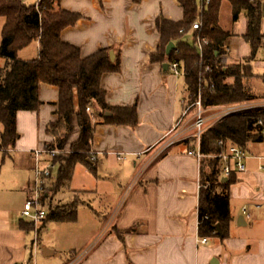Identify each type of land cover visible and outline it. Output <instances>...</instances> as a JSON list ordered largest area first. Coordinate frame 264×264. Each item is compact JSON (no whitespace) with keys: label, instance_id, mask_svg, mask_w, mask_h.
Masks as SVG:
<instances>
[{"label":"crops","instance_id":"crops-1","mask_svg":"<svg viewBox=\"0 0 264 264\" xmlns=\"http://www.w3.org/2000/svg\"><path fill=\"white\" fill-rule=\"evenodd\" d=\"M24 2L30 5L27 0ZM61 9L79 16L74 25L62 31L61 39L79 48L83 59L105 49L113 59L120 57V71L104 74L100 87L109 106H136L137 122L115 125L105 123L100 117L94 119L93 168L89 159L87 165L79 164L75 168V171L79 166L89 169L94 174L93 184L87 190L73 188L74 171L66 189L70 192L60 195L66 201L76 192L102 199L114 197L113 207L104 210L109 215L100 236V231L94 232L93 228L88 236L75 234L69 246L59 253L53 243L56 240L45 241V230L54 222L36 227L21 216L34 177L37 162L34 152L48 148L54 141L46 130L58 121L59 89L47 84L40 86L42 105L37 111L18 113L16 146L11 152H0L3 164L10 158L16 169L26 175L19 187L25 197L22 209L11 202L9 194L7 200H2L0 195V264H40L39 259L46 264H68L83 250L87 251L79 264H264V239L253 238L250 233L253 226L252 230H247L251 217L246 208L252 202H264V169H260L261 165L264 167V159H261L264 158V142L248 145L247 171L233 174L227 238H206V244L199 235L201 163L188 155L195 149V140L177 142L163 150L168 136L179 134L183 138L195 132L196 109L174 130L186 106L191 104L185 77L176 76L170 68L164 69L165 64H170L168 59L151 60L162 43L158 20L179 23L184 18L179 0H62ZM241 20L246 24L245 32H231L228 40L239 60L233 66L242 63L249 66L263 90L256 88V91L264 95V55L260 50L254 60L243 56V49L250 54L251 50L243 38L247 32L245 16L233 25ZM263 25L264 19V35ZM194 33V30L187 33L184 41L192 44ZM34 43L39 54V42ZM171 43L176 45V42ZM25 50L18 52L19 59L33 60L26 57ZM250 88L255 94L251 83ZM258 94L255 95L262 99ZM227 109V106L207 108L206 129L221 121ZM73 122L74 131L66 150L80 137L77 118ZM47 160L45 156L39 159L41 165ZM60 169L61 165L51 181L56 180ZM221 177L223 183L229 179L223 173ZM10 193L15 194L13 190ZM234 201L247 209V215L243 211L245 217H236L232 208ZM91 210L97 215L101 213L93 207ZM120 232L126 233L123 240ZM76 245L82 247L78 250ZM57 256L60 260L54 263Z\"/></svg>","mask_w":264,"mask_h":264},{"label":"trees","instance_id":"trees-1","mask_svg":"<svg viewBox=\"0 0 264 264\" xmlns=\"http://www.w3.org/2000/svg\"><path fill=\"white\" fill-rule=\"evenodd\" d=\"M229 2L232 22L242 15L247 20V32L243 36L250 47V59L254 60L261 50L264 35L262 21L264 0H210L201 9L195 0H179L184 18L173 23L160 18L157 22L162 43L152 56V62L177 61L185 72L190 102L201 99L204 108L230 106L259 99L250 88L253 78L249 66L237 65L221 68L215 65L217 54L232 36L220 25V11ZM62 0H39L28 5L24 0H0V19L5 23L2 30L0 56L6 60L0 67V149H13L19 139L17 115L19 112L37 111L42 105L40 86L47 84L59 89L58 121L47 128L54 137L49 149L64 150L74 131V118L80 129L79 139L71 145V154L56 156L53 162L61 169L50 191L57 194L69 189L75 168L79 164L94 163L89 156L94 137V119L100 117L109 124L137 122L136 106L111 107L106 103L105 92L100 83L104 74L120 71V57L112 58L105 49L83 59L80 49L61 39L64 29L72 26L79 16L61 9ZM199 21L201 30L195 31L193 43L184 37ZM183 31V33H181ZM206 37L209 44L204 50L206 64L201 65L196 49V38ZM39 42V54L33 60H21L18 52ZM176 42L169 56L167 46ZM214 86V87H212ZM91 107L92 113L87 112ZM109 114V115H108ZM264 142V107H256L231 114L206 129L200 139L201 160L199 235L201 238L218 237L225 240L231 222L230 186L235 182L233 174L222 182L223 163L214 158L226 151L228 146L247 150L249 144ZM90 165V164H89ZM77 203L68 208L49 207L45 222H74L77 220ZM44 222V223H45ZM126 233H119L124 239Z\"/></svg>","mask_w":264,"mask_h":264},{"label":"rangeland","instance_id":"rangeland-1","mask_svg":"<svg viewBox=\"0 0 264 264\" xmlns=\"http://www.w3.org/2000/svg\"><path fill=\"white\" fill-rule=\"evenodd\" d=\"M38 0H27V3L30 5L35 4ZM5 20L0 19V44L2 40V30L4 26ZM220 25L225 31L234 32L241 34L245 32L246 30V24L243 20H241V23L238 25H233L232 22V10H231V5L229 2H224L221 7L220 11ZM263 30H264V25H263ZM190 42L191 40L188 39ZM35 43H32L29 47L26 48L25 50V55L26 57H31L30 59H36L38 56L37 52L35 51ZM243 56L245 58H249L251 54L246 50L243 49ZM35 57V58H32ZM242 65H245L242 63ZM5 66V61L0 57V67ZM249 83L252 84L255 90V94H258L259 91H256V88H261L259 85V82L256 81V79L251 78ZM261 92L263 91L262 88L260 89ZM260 97H264V95L258 94ZM262 99H259L257 101L253 102H247V103H242V104H237V105H230L227 107H235V108H241V107H249V106H261L264 105V101ZM0 195L2 200H7L8 194L11 196V202H15V206L17 208H23L24 202H25V197L24 195L19 191L20 186L22 184V181L25 178V174L18 169H16L15 164L10 158H7L5 163H2V158H0ZM56 175V173H54ZM94 181V174L90 172L89 169L79 166L74 175V183H73V188L75 189H81V190H87L90 189V185L93 184ZM53 181H48L47 183V191H48V196L50 198L49 205L52 207H60V208H68L70 205L74 203H82L79 205L78 208V219L77 221H74L72 223H59V222H54L50 223L52 224L47 227L45 230V241L46 243H52L54 240L55 242V248L58 250V252L64 251V249L69 246V241H71V237L73 235H89L91 229L93 228V231H100L99 236L103 232L104 228V223L106 217L109 215L108 213H105V209L111 210V206L113 205L114 202V197H108L105 199L95 197V196H89V195H84V193L76 192L75 194L73 193L70 196V200H62L60 194H67L70 192V190L66 191V189H63L59 191L57 194H53L50 191V188H52ZM10 190H13L15 192L14 195L10 193ZM9 196V197H10ZM93 200L94 202H90ZM242 203L240 202H233L232 208L233 211L236 215V217H245L243 214L244 208L242 207ZM91 207H93L94 210H98L101 213L100 214H95L92 212ZM113 207V206H112ZM246 208L248 209V213L250 214L251 220L249 221L248 225V231L252 230L253 226V231L250 233H253V238L257 240L259 239H264V202H255L250 205H246ZM109 212V211H108ZM46 223V222H45ZM43 222V226L45 225ZM246 228V227H245ZM81 245V244H80ZM76 245V248L79 250V247L81 248L82 246ZM87 250L83 251H78L79 255L77 258H71V261L77 260L78 258L83 257L86 254ZM73 259V260H72ZM60 260V257L57 256L55 260L53 261L54 263H58ZM40 264H46L44 261L39 259Z\"/></svg>","mask_w":264,"mask_h":264},{"label":"built area","instance_id":"built-area-1","mask_svg":"<svg viewBox=\"0 0 264 264\" xmlns=\"http://www.w3.org/2000/svg\"><path fill=\"white\" fill-rule=\"evenodd\" d=\"M195 1L201 9L207 7L210 4V0H195ZM262 10H264V4L262 5ZM201 28H202V24L199 21H197L193 25L194 31L201 30ZM181 33H183V31H181ZM208 44L209 41L206 37L198 36L196 38V49L200 55L201 65L206 64L207 62L204 60V50ZM261 51L262 54L264 55V39L262 42ZM238 61H239L238 58L234 55V49L232 48L231 45L227 43L222 48L221 53L217 54L214 63L218 67L226 68L235 65L236 63H238ZM169 65H170L169 68L173 71V73L176 76H185V72L181 68V64L179 62L174 61L171 62ZM256 107H261V106H256ZM256 107L253 106L241 107V108L228 107L225 115L223 114V118L231 114L246 111ZM192 109H196L195 123L193 128L195 131L194 134L190 136H185L183 138L179 134L176 135L174 134L173 136H168L166 139L164 138L165 141H164L163 150L170 148L177 142L194 139L196 143L195 149L189 151L188 155L195 157L198 160V162L201 163V160L204 158V155L200 152V139L203 132L206 130V126H207V119L205 117L207 108H204L202 106L200 98L196 102L188 104L186 106V109L183 112V115L180 118V120L177 122L174 130H176L181 126L184 119L187 117V115ZM87 112L92 113L91 107L87 108ZM12 150L13 149H0V152L8 153L11 152ZM34 153L37 161L34 169V177L31 186L28 190V199L24 205L21 216L28 223L33 224L34 226L37 227L43 222H45L50 207L48 203L47 183L48 181L54 178V173L57 172L60 168V165L58 163L53 162V159L56 156H65L71 154L72 152L71 150H66V149L58 150V149L45 148L42 150H36ZM89 154L91 156L92 152H90ZM42 156L49 158V160L46 161L45 165L40 164L39 159ZM122 158L123 157H120V159ZM214 158H219V160H221V162L223 163L222 173L225 177H229L231 174L235 172L244 173L247 171L246 161L249 158V154L246 150L238 146H228L225 152H223L218 156H215ZM91 160L92 162H94L95 158L91 156ZM260 169H264V167L261 165ZM243 211L244 214L247 215V209L244 208ZM201 241L202 243L206 244L208 240L204 238ZM81 259L82 257L78 258L77 260L71 261L68 264H79ZM21 264H29V263H21ZM31 264H35V263L32 262Z\"/></svg>","mask_w":264,"mask_h":264},{"label":"water","instance_id":"water-1","mask_svg":"<svg viewBox=\"0 0 264 264\" xmlns=\"http://www.w3.org/2000/svg\"><path fill=\"white\" fill-rule=\"evenodd\" d=\"M175 48V44L174 43H170L169 45H168V47H167V55H170L171 54V52H172V50ZM169 64L167 63V64H165L164 65V69H168L169 68Z\"/></svg>","mask_w":264,"mask_h":264}]
</instances>
